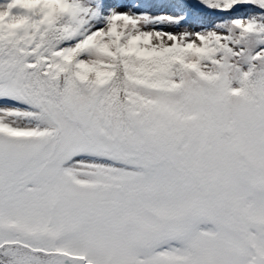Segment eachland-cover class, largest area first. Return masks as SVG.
<instances>
[{
    "label": "snow or ice",
    "instance_id": "obj_1",
    "mask_svg": "<svg viewBox=\"0 0 264 264\" xmlns=\"http://www.w3.org/2000/svg\"><path fill=\"white\" fill-rule=\"evenodd\" d=\"M0 264H264V0H0Z\"/></svg>",
    "mask_w": 264,
    "mask_h": 264
}]
</instances>
